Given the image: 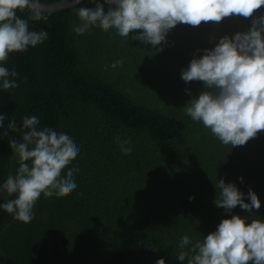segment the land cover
Instances as JSON below:
<instances>
[{
	"label": "trees",
	"instance_id": "1",
	"mask_svg": "<svg viewBox=\"0 0 264 264\" xmlns=\"http://www.w3.org/2000/svg\"><path fill=\"white\" fill-rule=\"evenodd\" d=\"M94 6L84 0L43 12L47 19L38 21L29 9L17 11L30 31L43 30L48 37L0 62L18 73L14 89H3L0 79V115L5 116L0 205L15 198L2 186L19 167L9 141L22 139L25 116H36L38 128L66 133L78 146L62 172L78 169L77 187L63 197L41 194L30 223L0 207V264H155L160 258L165 264H187L177 258L183 236L194 244L232 214L248 217L247 222L264 220V131L243 146L223 144L185 112L187 102L204 90L203 82L181 79L191 59L225 35L246 32L252 19L232 16L195 27L178 23L153 47L132 39L138 32L121 37L115 29L91 26L75 34L81 23L77 9ZM260 15L264 7L254 14ZM117 60L123 64L111 68ZM13 120L16 131L8 129ZM118 140L130 141L128 155ZM220 179L235 184L246 203L249 189L254 191L259 210L238 205L229 213L216 207ZM60 239L67 242L53 248Z\"/></svg>",
	"mask_w": 264,
	"mask_h": 264
},
{
	"label": "clouds",
	"instance_id": "2",
	"mask_svg": "<svg viewBox=\"0 0 264 264\" xmlns=\"http://www.w3.org/2000/svg\"><path fill=\"white\" fill-rule=\"evenodd\" d=\"M92 3L94 7L77 9L81 23L73 28L75 34L82 35L91 26L104 31L115 29L121 37L138 32L132 39L153 47L165 42L167 33L178 23L195 27L232 16L251 18L246 32H237L232 37L225 35L213 48L205 49L202 56L191 59L181 71V79L185 83L203 82L204 90L198 98L187 102L185 112L192 120L202 122L223 144L243 146L264 131V15L254 16L264 7V0H104L107 10L99 0ZM25 9H29L34 21L47 19L39 0H0V62H6L10 53L24 52L48 37L46 31H30L28 21L17 16V11ZM122 64V60H117L110 67ZM17 76L15 70L0 66L3 89L18 87ZM4 119L0 115V128ZM38 125L36 116H25L22 128L27 131L22 139L9 141L19 167L2 186L9 196L15 194V198L0 207L23 223L32 221V210L41 194L45 198L63 197L77 187L74 173L78 169L69 168L64 175L62 172L76 158L78 146L66 133ZM8 129L17 130L14 120L9 122ZM118 142L122 154L128 155L131 147L125 145L130 141ZM215 187L219 189L215 206L229 213L238 205L249 212L261 206L251 189L247 193L250 203H246L245 194L235 184L220 179ZM247 221L248 217L232 214L222 219L214 232L194 244L187 235L183 236L178 260H187V264H264V220ZM189 244L192 247L185 251ZM155 264L165 261L160 258Z\"/></svg>",
	"mask_w": 264,
	"mask_h": 264
},
{
	"label": "water",
	"instance_id": "3",
	"mask_svg": "<svg viewBox=\"0 0 264 264\" xmlns=\"http://www.w3.org/2000/svg\"><path fill=\"white\" fill-rule=\"evenodd\" d=\"M82 1L84 0H79V3H81ZM79 3H76V0H62V1L54 2V3L39 2V5L42 6L43 12H56V11H61V10L71 8ZM66 242L67 240L60 239L53 244V248L61 247ZM35 246H36L35 244L32 246V250H35ZM55 252L56 251H54L53 253Z\"/></svg>",
	"mask_w": 264,
	"mask_h": 264
}]
</instances>
